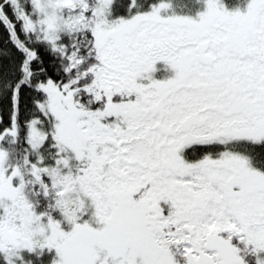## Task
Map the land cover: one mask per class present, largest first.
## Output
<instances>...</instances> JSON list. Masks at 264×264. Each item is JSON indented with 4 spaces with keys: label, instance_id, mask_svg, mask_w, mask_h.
Listing matches in <instances>:
<instances>
[{
    "label": "snow or ice",
    "instance_id": "snow-or-ice-1",
    "mask_svg": "<svg viewBox=\"0 0 264 264\" xmlns=\"http://www.w3.org/2000/svg\"><path fill=\"white\" fill-rule=\"evenodd\" d=\"M0 264H264V0H0Z\"/></svg>",
    "mask_w": 264,
    "mask_h": 264
}]
</instances>
